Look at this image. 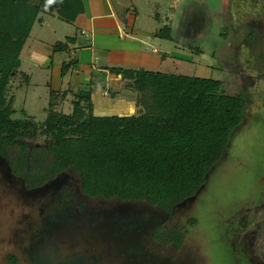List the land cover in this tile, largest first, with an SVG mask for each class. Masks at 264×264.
<instances>
[{"label":"rangeland","instance_id":"374dc122","mask_svg":"<svg viewBox=\"0 0 264 264\" xmlns=\"http://www.w3.org/2000/svg\"><path fill=\"white\" fill-rule=\"evenodd\" d=\"M133 3L128 2V7L138 9L143 30L145 27L162 31L169 25L168 33L173 38L165 45L169 48L168 61L164 65L157 62L146 70L219 81L224 94L236 96L239 89L231 66L236 62L237 51H247L243 49L246 42H256L249 37L264 30V0ZM77 33L78 27L61 21H54L51 29L43 30L39 24L35 27L22 55L21 72L8 93V100L14 101V120L33 122L43 129L52 101L57 106L55 110L73 115L79 90L71 88L65 92L66 97L61 92L52 98V92L59 93L63 88L59 70L70 55L62 52L50 58L52 51L46 47L66 42L68 36ZM37 39L46 47L37 46L30 59L29 47H34ZM80 42L78 51L85 43ZM135 66L140 70L139 65ZM22 72L30 77L29 84ZM102 78L98 74L97 81L101 83ZM114 83L111 88L120 87L118 92L130 95L134 91L129 83ZM138 96L147 95L135 92L132 98ZM46 141L39 136L30 144L41 146ZM263 201L264 123L259 120L234 137L228 161L210 175L201 194L176 211L169 227L181 225L186 229L185 246L180 253L153 241L154 231L167 221L159 210L145 204L91 200L83 193L75 174L63 176L42 190L27 192L0 159V264H9V256L17 257L20 264H221L220 256L226 257L222 252L227 246L233 251L234 264H242L243 249H233V216Z\"/></svg>","mask_w":264,"mask_h":264},{"label":"trees","instance_id":"16d2710c","mask_svg":"<svg viewBox=\"0 0 264 264\" xmlns=\"http://www.w3.org/2000/svg\"><path fill=\"white\" fill-rule=\"evenodd\" d=\"M46 2L0 0V159L27 192L75 174L91 200L145 204L159 210L167 221L154 231V243L182 252L186 229L169 225L182 205L201 194L226 159L244 125L246 101L224 94L223 84L215 80L113 69L112 74L132 81L136 91L147 95L146 116L95 117L92 93L80 91L71 116L55 110L52 101L43 129L33 122L16 121L8 93L20 74L21 57L34 27L50 11ZM50 2L62 22L74 24L78 16L74 0ZM160 36L173 41L170 35ZM69 44L75 45L76 38L57 44L53 53L71 54ZM76 66L75 60L64 63L62 77ZM23 76L29 84L30 77ZM60 94L52 92V98ZM39 136L47 138L44 145L30 144ZM8 262L20 264L15 256H9Z\"/></svg>","mask_w":264,"mask_h":264},{"label":"crops","instance_id":"0c3cea01","mask_svg":"<svg viewBox=\"0 0 264 264\" xmlns=\"http://www.w3.org/2000/svg\"><path fill=\"white\" fill-rule=\"evenodd\" d=\"M35 1L33 0L34 4L41 3ZM128 2L134 4L135 0H74L78 8V16L72 26L78 27L80 33H77L76 36L67 37V40L69 38H76V44H69L71 54H69L70 58L66 63L75 60L77 66L71 70L65 79L63 78V88L59 91L65 93L71 88L76 89V91L79 90L78 92L90 91L92 93L93 114L98 118L146 116L147 96H138L133 99L132 97L135 92H138L135 89L134 83L124 79L122 76L112 74L111 70H145L147 72H154L146 70L145 67H154L157 62H161V65H164L170 56L168 53L169 48H165L167 40L160 36L164 34L165 37H169L166 34V31L169 30V25L162 31L145 27L143 30L139 25L141 16L138 9L129 8ZM45 6L50 11L48 14H42L39 22L36 24V26L39 24L43 30L46 28L51 29L54 21H61L50 0H47ZM157 20H160L159 15L157 16ZM80 40L85 41V43L84 46H81L83 47L82 50L78 51L76 48L81 43ZM59 43L61 42L57 44ZM66 43L67 41L63 42V44ZM56 45L46 47L45 43L43 44L41 40H38V42L34 43V47H29L27 57L31 59L38 47L40 49L41 47H46V49L52 51L50 58H55L56 55L53 53V49ZM159 57H161V61H159ZM101 63H105L106 66H99ZM135 64L139 65L140 70L134 69L136 67ZM45 65L41 64L42 67H46ZM59 71H63V66ZM98 74L103 77L101 83L97 81ZM115 80L117 81V85L131 84L134 91L128 95L124 94V92H118L117 89L120 87L117 89L111 88L112 85H116L114 83ZM145 99L146 106L142 108ZM141 109L143 111L142 114L140 112Z\"/></svg>","mask_w":264,"mask_h":264},{"label":"flooded vegetation","instance_id":"af4514ba","mask_svg":"<svg viewBox=\"0 0 264 264\" xmlns=\"http://www.w3.org/2000/svg\"><path fill=\"white\" fill-rule=\"evenodd\" d=\"M255 37H249L256 39L254 44L248 42L244 44L243 49L247 48V51L236 52V62L231 66L235 75L234 81L239 89L236 96L242 97L247 104L244 125L238 130L236 136L256 120L264 123V30L260 29ZM233 144L234 140L226 159L213 173L221 169L228 161ZM237 215V217L233 216L235 227L233 249H243L244 261L242 264H264V201L258 206L239 212ZM219 229V226L216 225L217 235H219ZM226 248H223L222 253L227 255L226 257L220 256L222 257L220 262L221 264H234L233 251H230L228 246Z\"/></svg>","mask_w":264,"mask_h":264}]
</instances>
